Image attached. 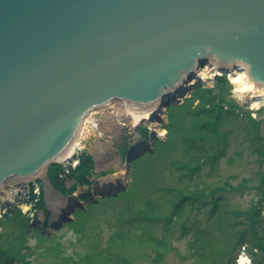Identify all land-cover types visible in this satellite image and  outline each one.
I'll list each match as a JSON object with an SVG mask.
<instances>
[{"label": "water", "instance_id": "obj_1", "mask_svg": "<svg viewBox=\"0 0 264 264\" xmlns=\"http://www.w3.org/2000/svg\"><path fill=\"white\" fill-rule=\"evenodd\" d=\"M212 60L264 83V0H0V186L53 163L92 110L171 105Z\"/></svg>", "mask_w": 264, "mask_h": 264}, {"label": "rangeland", "instance_id": "obj_2", "mask_svg": "<svg viewBox=\"0 0 264 264\" xmlns=\"http://www.w3.org/2000/svg\"><path fill=\"white\" fill-rule=\"evenodd\" d=\"M234 73L241 72L235 71L232 76ZM194 74L193 84L187 86L184 97L177 98L175 104L154 111L137 124L132 122L130 115L124 114V103L120 101L94 110L93 113L96 112L97 116L94 115L92 121H87L88 128L84 131L81 145L76 146L73 155L78 156L79 161L83 155L91 157L96 164L97 174L94 177L97 179L108 176L114 182L121 172L127 178V191L119 190L114 196V192L107 190L109 192L106 191V197L101 199L92 194L93 192L87 196L90 190L86 188L87 190L81 191L87 192L85 199L72 198L66 201L49 187L48 182L52 183L55 171L50 170L46 175L47 182L45 173L42 174L44 168H41V174L35 178L24 179L27 181L21 188L27 190L34 186L33 183H37L43 205L35 209V202L28 197L17 203L20 208L26 203L28 210L32 212L34 218L29 227L26 217L22 216L23 219L19 220L15 213H6V208L3 209L0 213V251L13 245L26 258L27 264H89L96 254L107 248L111 235L130 227L124 219L132 208L136 209L138 206V209L143 207L144 210H149L145 201L148 199L154 202L155 207H159L166 199L163 191L166 187L172 190L170 198L175 201L186 192H198L205 186L208 189H223L214 194L219 207L216 213L213 206L216 201L208 196L203 201L205 206L199 210H187L173 225L154 222L150 228L148 225L137 227L144 234V244L150 247L155 248L153 240L148 237L151 232L155 233L154 237L157 239L166 236L170 250L162 259L156 261L157 254L150 247L145 246L142 249L143 242L137 237H133L135 243L120 250L123 253L129 251L128 256L124 255L128 257H124L126 264H216L219 261L216 257L217 249L220 248L217 245L225 244L240 228L234 225L233 212L245 211L259 199L260 193L256 188L260 184L257 176L260 171V156L255 151L252 132L257 131L264 137V98L256 94L264 89L255 86L251 92L234 94L233 89L237 86L231 84L230 75L221 76L209 63L197 68ZM216 84L223 91V100L232 106V115H226L219 125L225 137L217 140V143L195 140L189 145L186 139L192 140L201 136V124L197 120L204 114L198 109L206 104L208 96L216 95ZM253 103H260L261 107L252 109ZM253 112L256 119L252 118ZM163 131L165 133L160 135L159 132ZM146 141L148 148L153 149L151 153L145 146ZM140 143L145 145L137 148L136 154L139 155L131 160L130 171L122 163L126 148ZM217 148L224 151V156L215 164L201 165L192 184H188L187 177L179 178L181 171L178 166L188 168L187 165L179 164L189 160V150L213 154ZM88 164L89 162H84L78 167V174L73 173V182L78 179L86 182L83 175ZM182 172L187 173L186 170ZM92 177H89V181L93 180ZM110 181L105 182L108 184ZM68 182H72V179L67 178L65 183ZM5 189L6 186L2 190ZM38 196L34 199L37 200ZM62 203L64 204L61 206ZM65 204L72 206L61 212L60 209ZM22 213H25L24 209ZM73 217L74 221L67 224L68 218L71 220ZM131 231L135 232L133 228ZM242 255L247 257V252L243 249L237 262ZM122 257L115 259L121 262ZM107 258L108 255L105 258L99 257V260L105 261ZM233 259L234 255L225 257L221 264H234ZM5 260V255L0 254V264Z\"/></svg>", "mask_w": 264, "mask_h": 264}, {"label": "trees", "instance_id": "obj_3", "mask_svg": "<svg viewBox=\"0 0 264 264\" xmlns=\"http://www.w3.org/2000/svg\"><path fill=\"white\" fill-rule=\"evenodd\" d=\"M216 87V95L208 96L209 98H207L206 104L201 105L200 109H198L200 110L201 114H204L197 120V123L201 124V142L205 140H215L219 136V125L222 119L226 115L230 114L228 112L232 110V106L223 100V91L220 85H216ZM252 133L255 151L260 156V171L257 173L258 178L260 179V184L256 188V190L260 193L259 199L255 200L248 210L233 212L234 214L232 215L233 219L235 220L234 225L240 226V228L225 244L217 245L220 246V248L217 249L216 257H218L219 261L216 264L223 263L225 257H232L234 254L236 257L242 247H245V250H247L252 264H264V139H262L263 136H261L257 131H253ZM220 156L221 153L216 156L205 155L203 157L206 159V161L213 162ZM199 165L200 163L197 162L196 164L189 166L187 169L184 167L181 169L186 170L189 177L192 178V175L198 172ZM50 170L56 171L57 167H52ZM184 177L185 175L181 176V178ZM220 189L221 188H214L213 190L211 189L209 191L210 194L207 195L205 192L203 193L205 189L201 188V191L186 192V194H183L175 201H172L170 198V192H172V190L166 188L164 191H166L165 193L169 199L168 202L170 203V208L166 215H162L160 212H154L150 210V208L149 210H144L142 208L141 212L134 210L133 213L135 214H132V216L128 215L126 217V221L131 222L130 225L140 228L143 227L141 224L145 222L165 220L169 221L168 223H170L173 218L180 220L187 210H199L201 207L205 206L206 204L203 201L208 196H211L213 201H216L213 205L215 207L214 213H216L218 210L217 208L219 207L217 200L214 198V194ZM146 203L148 205L151 203V201H146ZM153 213H156L157 215H153ZM131 236L137 237L141 242H143V245L145 246L142 233L131 234L129 231H122L120 233L117 232L114 235H111L108 240V248L106 249V252L110 253L111 249H114L115 252L111 253L108 260H105V264H115L111 261L114 260L115 257L119 256L117 253L119 249L124 248L128 244H132V241L129 242ZM153 239L154 238L152 237V240ZM153 242L155 246V248H153L156 249L159 258H162L167 252L164 249H168V241L166 236L164 235L162 238H160V240L154 239ZM202 251L204 253L203 246ZM0 254L5 255L6 260L3 264H13L14 262H17L18 264H27V261L24 260L23 255H21L23 259L18 257V252L12 245H10L5 251H0Z\"/></svg>", "mask_w": 264, "mask_h": 264}, {"label": "bare ground", "instance_id": "obj_4", "mask_svg": "<svg viewBox=\"0 0 264 264\" xmlns=\"http://www.w3.org/2000/svg\"><path fill=\"white\" fill-rule=\"evenodd\" d=\"M213 64H215L213 62ZM205 77V76H204ZM235 78V76H233ZM203 79V78H202ZM195 83V82H194ZM246 83H252L251 81H249V79L246 81ZM193 84V81H191L189 84H186L187 86H190ZM263 91V90H261ZM115 101H118V100H115ZM114 101H111L109 102L108 104L104 105V107L106 106H109L111 103H113ZM120 102H123V106L125 107V111H124V114L126 115H130V117L132 118V122L136 123V122H140L141 120H144L146 119L148 116L152 115V109L153 107L151 108L150 106H140V105H135V104H131V103H128L126 101H120ZM97 109H100V108H97ZM97 109H94L95 111ZM155 109V108H154ZM92 110L91 112L87 113L84 118L82 119V122L81 124L79 125V127L77 128L75 134H74V137L73 139L68 143V145L65 147V149L60 152L59 155H57V160L58 161H66L68 159H70V157L72 156V151L75 150L76 146H80L81 145V140L83 139L84 137V131L88 128L87 127V124H89V122L87 121H92L94 115L97 116V113H93ZM116 112H118V110H116ZM119 113V112H118ZM160 135H163L165 132L163 131L162 133L159 132ZM123 148V147H122ZM126 154V153H125ZM118 155H120V153H118ZM100 162V161H98ZM45 170L43 171L42 174H44ZM41 173H37L36 175L33 176V178L39 176ZM122 173L120 172V175H118V177L115 179L114 182H111L109 180V178L107 177H103V178H100L99 181H110L111 182V186H112V189L113 192H118V190H121L122 187H125V182L127 180V178L123 175H121ZM126 178V179H125ZM98 186V183L96 184V188ZM4 187H2L3 189ZM10 189V188H9ZM2 192V190L0 191ZM10 192H7L3 195H6L8 196V199H5L3 198V201H9L11 204L15 203V202H18L11 194H9ZM78 193V191H76L75 193H73V195L75 196L76 194ZM2 195V196H3ZM2 203V202H1ZM17 205V204H16ZM25 205L23 204V207ZM24 210L25 211H29L27 206L24 207ZM3 211V208L0 207V213Z\"/></svg>", "mask_w": 264, "mask_h": 264}, {"label": "clouds", "instance_id": "obj_5", "mask_svg": "<svg viewBox=\"0 0 264 264\" xmlns=\"http://www.w3.org/2000/svg\"><path fill=\"white\" fill-rule=\"evenodd\" d=\"M236 63H238L241 67H245V64L242 63L240 60H236ZM248 67H250V65H248ZM235 74V78L233 79L232 76H229V80L231 82L232 85H236L237 87H235L233 89V93H247V92H251L253 91V89L255 88L256 84H261L264 85V83H258L256 81H254L251 77V80L254 81V83H246V81L249 79V73L243 72V73H239V74ZM256 94L260 95V96H264V91H259ZM261 107L260 103H253L251 105L252 109H259ZM253 119H256V115L255 112H253ZM238 264H250V261L248 259V257L242 255L239 260H238Z\"/></svg>", "mask_w": 264, "mask_h": 264}]
</instances>
